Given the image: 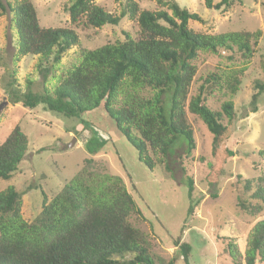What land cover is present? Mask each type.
<instances>
[{
  "label": "trees",
  "instance_id": "1",
  "mask_svg": "<svg viewBox=\"0 0 264 264\" xmlns=\"http://www.w3.org/2000/svg\"><path fill=\"white\" fill-rule=\"evenodd\" d=\"M155 1L160 8L151 11L141 9L136 0H125L116 16L94 0H70L64 7L69 27L58 28H42L30 0L6 2L15 36L13 67L22 58L36 57L37 68L45 74L60 64L66 52L79 46L77 28L115 27L123 18L136 27L135 36L122 32V39L115 43L91 50L81 48L77 62L59 75L52 89L43 83L40 93L29 88L22 94L16 91V68H7L0 50L7 92L13 104L30 110L43 106L67 119L101 110L149 171L158 165L170 170L169 161L180 147L190 156L195 141L187 114L194 115L212 135L215 163L209 166L208 178L213 181L222 174L226 160L234 156L226 142L236 115L232 100L223 102L220 112L210 110L206 101L216 94L228 98L237 95L261 32L197 33L189 28L190 22L202 21L197 14L180 8L174 0ZM235 1L203 0V4L207 10L226 12ZM0 8L5 12L1 4ZM221 52L229 54V60L237 56L241 66L232 64L225 71L201 78L191 96L197 74L195 61L201 54ZM253 89L242 118L257 112L264 81L254 82ZM91 130L90 140L84 145L90 157L101 152L106 143ZM27 148V137L14 125L0 144V181L13 177ZM90 163L92 159L85 161L78 174L50 200L41 191V209L30 222L22 217L21 193L12 186L0 190V264H176L179 257L188 264L191 247L179 240L174 242L178 254L170 261L165 263L153 255V245L129 222L132 215L141 213L122 180L95 174L90 171ZM183 181L189 217L195 206L193 182L188 176ZM239 183L247 195L237 198L239 210L251 218H263L252 227L243 256L231 239H224V252L231 264H264V173L254 181Z\"/></svg>",
  "mask_w": 264,
  "mask_h": 264
},
{
  "label": "rangeland",
  "instance_id": "2",
  "mask_svg": "<svg viewBox=\"0 0 264 264\" xmlns=\"http://www.w3.org/2000/svg\"><path fill=\"white\" fill-rule=\"evenodd\" d=\"M15 1L20 0H0L5 9L2 12L0 8V50L7 68H16L14 86L19 94L25 93L28 88L33 93H40L43 83L52 89L59 75L77 62L81 48L91 50L115 43L122 39V32L132 36L136 34L134 23L126 18L115 27L77 28L75 31L79 46L66 52L60 64L55 65L47 74L37 68L36 57L22 58L13 67L15 36L5 5L6 2ZM30 1L42 28L69 27V17L64 7L70 0ZM174 1L180 8L201 18V22L189 23V28L194 32L209 35L238 31L261 32L254 56L246 65L241 78L237 95L228 98L216 94L209 96L206 101V106L215 112H220L226 100H232L234 104L236 120L226 142V147L234 156L226 160L220 177L209 181V166L215 163L211 156L212 135L194 115L187 114L195 141V149L190 156L187 157L184 147H180L169 161L170 170L158 165L149 171L138 161L136 151L118 132L115 123L101 110L88 112L79 119H67L45 110L43 106L30 110L20 103L13 104L7 92V77L0 68V144L14 125H18L28 139L23 161L9 181H0V190L12 186L21 193L22 217L30 222L41 209L40 192L45 194L47 201L50 200L66 182L78 174L85 166V161L92 159L90 171L120 178L133 197L141 215H132L129 222L153 245L154 256L165 263L170 261L178 254L174 242L179 240L191 247L188 264H231L224 252V239L234 241L243 256L252 227L263 218H251L242 213L237 207V198L247 197L240 181H254L264 173V94L258 99L256 113H248L246 118L241 116L248 109L254 93V82L264 81V0H237L226 12L207 10L203 0ZM220 1L213 0L214 3ZM124 2L94 0L96 5L116 16L120 14ZM136 2L141 9L153 11L160 8L155 0ZM228 57L229 54L223 52L219 55L201 54L198 57L195 61L197 74L190 88L191 96L196 93L201 78L210 73L225 71L232 64L241 66L237 56L231 57L232 60ZM222 123H227L224 117ZM91 129L100 141L106 143L101 152L90 157L84 145L90 140ZM185 176L193 182L192 200L195 206L189 217V200L183 181ZM237 177L241 180L238 181ZM176 264L184 263L179 257Z\"/></svg>",
  "mask_w": 264,
  "mask_h": 264
},
{
  "label": "water",
  "instance_id": "3",
  "mask_svg": "<svg viewBox=\"0 0 264 264\" xmlns=\"http://www.w3.org/2000/svg\"><path fill=\"white\" fill-rule=\"evenodd\" d=\"M74 141H75V140H73V143H74ZM73 143H72V144H70V146H69L68 148H70V147L73 145Z\"/></svg>",
  "mask_w": 264,
  "mask_h": 264
}]
</instances>
